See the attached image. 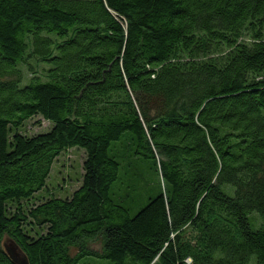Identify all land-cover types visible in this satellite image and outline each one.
I'll list each match as a JSON object with an SVG mask.
<instances>
[{
  "label": "trees",
  "instance_id": "trees-1",
  "mask_svg": "<svg viewBox=\"0 0 264 264\" xmlns=\"http://www.w3.org/2000/svg\"><path fill=\"white\" fill-rule=\"evenodd\" d=\"M105 263L264 264V0H0V264Z\"/></svg>",
  "mask_w": 264,
  "mask_h": 264
},
{
  "label": "rangeland",
  "instance_id": "rangeland-1",
  "mask_svg": "<svg viewBox=\"0 0 264 264\" xmlns=\"http://www.w3.org/2000/svg\"><path fill=\"white\" fill-rule=\"evenodd\" d=\"M50 128L48 122L43 121L41 117H35L23 125L21 133L31 137L46 133ZM84 160L85 152L80 149L62 153L54 162L46 190L39 194V198H46L49 195L62 199L69 197L81 184ZM92 246L95 250L99 249V244Z\"/></svg>",
  "mask_w": 264,
  "mask_h": 264
},
{
  "label": "water",
  "instance_id": "water-1",
  "mask_svg": "<svg viewBox=\"0 0 264 264\" xmlns=\"http://www.w3.org/2000/svg\"><path fill=\"white\" fill-rule=\"evenodd\" d=\"M6 248L10 249L9 251L7 249L8 254H11V255H14V256L17 255V253L19 252L18 249H16V248L14 249V247H10V246L7 247L6 246Z\"/></svg>",
  "mask_w": 264,
  "mask_h": 264
}]
</instances>
